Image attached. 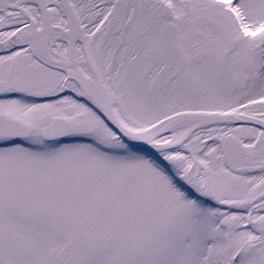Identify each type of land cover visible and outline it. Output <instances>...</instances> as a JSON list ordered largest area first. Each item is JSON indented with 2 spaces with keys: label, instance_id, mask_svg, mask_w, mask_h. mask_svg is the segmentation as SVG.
I'll return each instance as SVG.
<instances>
[{
  "label": "snow or ice",
  "instance_id": "obj_1",
  "mask_svg": "<svg viewBox=\"0 0 264 264\" xmlns=\"http://www.w3.org/2000/svg\"><path fill=\"white\" fill-rule=\"evenodd\" d=\"M0 264H264V0H0Z\"/></svg>",
  "mask_w": 264,
  "mask_h": 264
}]
</instances>
